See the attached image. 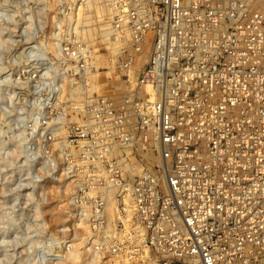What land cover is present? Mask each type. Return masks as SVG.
I'll return each mask as SVG.
<instances>
[{
    "label": "built area",
    "instance_id": "1",
    "mask_svg": "<svg viewBox=\"0 0 264 264\" xmlns=\"http://www.w3.org/2000/svg\"><path fill=\"white\" fill-rule=\"evenodd\" d=\"M110 20L130 47L123 77L150 37L149 55L122 95L90 105L74 141L86 159L112 160L106 150L119 148L158 162L109 179L118 232L103 235L102 196L86 220L90 252L133 264H263L264 0H114Z\"/></svg>",
    "mask_w": 264,
    "mask_h": 264
},
{
    "label": "rangeland",
    "instance_id": "2",
    "mask_svg": "<svg viewBox=\"0 0 264 264\" xmlns=\"http://www.w3.org/2000/svg\"><path fill=\"white\" fill-rule=\"evenodd\" d=\"M77 3L84 10L74 16ZM108 3L0 0V264H102L86 220L109 179L129 181L149 167L138 150L128 151L131 162L119 148L106 150L112 160L86 159L74 141L90 105L120 96L126 89L115 85L129 81L120 68L131 58L127 36L118 34L115 54L109 46L117 36Z\"/></svg>",
    "mask_w": 264,
    "mask_h": 264
},
{
    "label": "bare ground",
    "instance_id": "3",
    "mask_svg": "<svg viewBox=\"0 0 264 264\" xmlns=\"http://www.w3.org/2000/svg\"><path fill=\"white\" fill-rule=\"evenodd\" d=\"M88 2H90L91 4H92V1L93 0H87ZM96 1V0H95ZM113 2H114V0H109V3L108 4H106V7H105V9H104V12H106V13H110L111 14V12H113ZM85 3V2H84ZM105 3V2H104ZM105 5V4H104ZM89 6V4H87V7ZM86 7V8H87ZM89 8H87V10H88ZM98 9V8H97ZM80 10H84V7H83V9H81L80 8V5L77 3L76 5H75V11H74V16L76 15V16H79V14H80ZM93 11V10H92ZM100 13V12H99ZM99 13H97L98 15H99ZM102 14V13H101ZM109 14V15H110ZM98 15H97V17H98ZM102 15H104V14H102ZM107 15V14H106ZM100 18V17H99ZM98 18V19H99ZM77 21V20H76ZM87 21V20H86ZM99 21V20H98ZM88 22V21H87ZM107 27V25L105 26V28ZM104 30V29H103ZM106 30V29H105ZM110 30V29H109ZM112 30V29H111ZM113 32V31H112ZM105 33V32H104ZM106 35V34H105ZM115 35V34H114ZM108 36H109V34H108ZM126 37V36H125ZM103 38H105V36H103ZM107 38V37H106ZM150 37L147 39V43H146V45H144V47H143V49H142V51H140V53H137V57H136V59H135V63H134V65H133V67H132V69H134L131 73H133L134 71V73L133 74H135L136 75V69H138L143 63H144V61H145V59L148 57V55H149V50H150ZM106 40V39H105ZM103 41V40H102ZM111 41V40H110ZM122 40L121 39H119V38H116L115 39V41L113 42V43H111V44H109V46H110V48H111V50H112V52H113V54H115L116 52H117V48L119 47V44H120V42H121ZM105 42V41H104ZM121 43H123V42H121ZM106 45V44H105ZM82 46V45H81ZM119 50V49H118ZM111 61V60H110ZM98 64H96V66H97ZM109 65H111V63L109 62ZM110 68H111V66H110ZM131 73H130V81L132 82L133 81V79H135V76L133 75L132 77H131ZM130 82V83H131ZM92 86V85H91ZM115 88H116V90H124V89H126L127 88V86L125 85V84H120V85H115ZM93 89V88H92ZM123 94V93H122ZM121 94V95H122ZM63 137V136H62ZM81 148V147H80ZM77 150V149H76ZM80 151V150H79ZM128 151L129 150H125L124 151V153L125 154H127V156L129 157V159H130V157H131V155H129L128 154ZM74 154V153H73ZM144 156V155H143ZM145 159L147 160V161H150V163H156V162H158V158L157 157H155V156H153V155H151V154H146L145 155ZM131 162V161H130ZM81 163V162H80ZM134 163V162H133ZM135 164V163H134ZM133 166V165H132ZM95 167V166H94ZM134 169V168H133ZM137 169V168H136ZM81 170V169H80ZM138 170V169H137ZM134 171V170H133ZM139 171V170H138ZM87 172V171H86ZM131 173H132V171H130ZM135 172V171H134ZM138 173V172H137ZM76 174V173H75ZM82 174H84V172L82 173ZM88 174V173H87ZM81 176V175H80ZM76 186V185H75ZM101 187V186H100ZM107 188V189H106ZM93 189V188H92ZM103 190V192H101V193H104L103 194V197H104V199L105 200H107L106 201V209H105V211H104V213H105V219L107 220V222H108V224L105 226V229H104V233H103V235L104 236H106L107 234H110L111 232H113L112 234H114L115 233V231L116 232H118V228L115 230L114 229V226H112V225H114L115 223H116V220H118V217H119V213H118V210L116 209L117 208V206H116V196H115V189L114 188H112L111 186H107V187H105V189H102ZM101 191V190H100ZM70 193V192H69ZM133 214V212H132V208L130 207L129 208V215H127L124 219H127L128 218V216L130 217L131 215ZM110 220H112V221H115L114 222V224H110ZM75 225V224H74ZM123 226H125V222H124V224H123ZM83 229V228H82ZM85 230H86V228H85ZM90 231V230H89ZM85 232V231H84ZM88 235H90V234H88ZM88 237V236H87ZM91 237V236H90ZM94 237V236H93ZM89 238V237H88ZM90 239V238H89ZM93 240V239H92ZM85 241V240H84ZM87 241V240H86ZM90 243V242H89ZM76 250H74V252H75ZM89 252V251H88ZM72 253V252H71ZM77 253V252H76ZM90 253V252H89ZM92 253V252H91ZM102 251L101 252H99V253H93L94 255L95 254H97L98 256H100V262H102V264H133V263H131L132 261H130V260H128L127 258V256L125 257V256H121L122 254H116V255H112L111 253H109V252H104V253H106V254H103L102 255ZM88 254V253H87ZM96 255V256H97ZM90 256H92V254H90ZM116 256H118V257H116ZM71 258V257H70ZM97 259V258H96ZM104 260V261H103ZM264 261V260H263ZM263 264H264V262H263Z\"/></svg>",
    "mask_w": 264,
    "mask_h": 264
}]
</instances>
